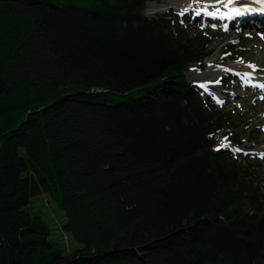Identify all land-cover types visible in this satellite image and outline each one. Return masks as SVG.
Here are the masks:
<instances>
[{
    "label": "trees",
    "instance_id": "1",
    "mask_svg": "<svg viewBox=\"0 0 264 264\" xmlns=\"http://www.w3.org/2000/svg\"><path fill=\"white\" fill-rule=\"evenodd\" d=\"M158 1L0 0V264H264L254 166L214 150L238 120L185 77L209 41Z\"/></svg>",
    "mask_w": 264,
    "mask_h": 264
},
{
    "label": "rangeland",
    "instance_id": "2",
    "mask_svg": "<svg viewBox=\"0 0 264 264\" xmlns=\"http://www.w3.org/2000/svg\"><path fill=\"white\" fill-rule=\"evenodd\" d=\"M188 0H159L154 2V6H150L148 2L144 14L149 17L169 13L172 20L175 18L179 21L182 29L189 36L201 34L204 39L208 40V49L210 55L205 57L201 64L194 65L185 72L187 80L196 85L203 94L209 96L217 103V100L223 103H217L219 107L230 111L238 120L239 128L236 130L241 137L242 143L236 144L228 138L229 132H220L217 135L215 148L221 143L228 145L224 149L228 154L237 157L238 161L247 163L249 160L256 171V183L259 190L264 194V103L255 104V99H261V94L249 89L241 88L239 77L233 71H225V67L233 63L242 62L243 58L240 49L249 46L250 44H237L232 39L236 37L235 29L228 33H232L230 38L225 35L220 36L223 30H216L213 23H206L202 15H199L197 23L192 20V12L187 15H182L185 7L184 3ZM187 5V4H186ZM189 9V8H188ZM224 25V24H223ZM258 35L264 34V28L257 30ZM258 37V36H257ZM232 53V55H231ZM227 54V55H226ZM253 58L256 57L255 52H250ZM252 62L248 61L251 65ZM219 65L220 67H217ZM218 68V70H215ZM256 70V75L264 79V67ZM230 70V69H229ZM208 72V73H206ZM205 73V74H204ZM220 73V74H219ZM201 75V77H198ZM221 80L220 84H210L208 92H205L198 85L209 81ZM144 91H139L142 94ZM215 97V99L213 98ZM259 116L261 117L259 119ZM227 137V140H224ZM241 149L239 152H234L232 149ZM26 209L32 213L41 216V218L49 225L51 230L50 239L59 243H64L68 253L73 252L75 248H80L81 245L72 239L69 234H64L61 230V224L65 220V215L61 207L53 201L47 193H40L30 198Z\"/></svg>",
    "mask_w": 264,
    "mask_h": 264
},
{
    "label": "bare ground",
    "instance_id": "3",
    "mask_svg": "<svg viewBox=\"0 0 264 264\" xmlns=\"http://www.w3.org/2000/svg\"><path fill=\"white\" fill-rule=\"evenodd\" d=\"M254 0H235L233 7L242 8L246 5L252 3ZM187 4V5H186ZM150 6H154V2L149 3ZM185 7L182 6L181 9L184 8L183 16L189 14V12H192V20L198 21L199 15H197V12H199L202 17L205 19L206 23H213L215 26V31L219 30L220 27L223 26V24L227 25V30L223 29L221 31V37L225 35L227 38L231 37L232 33L230 32L232 29H235L236 31V37L232 38L235 43L238 45H244V44H250L249 46H245V48L240 49L241 55L243 58L242 62L233 63L229 66H226L225 69H230V71L235 72L240 81L239 84L241 88L243 89H249L252 91H255L257 93H260L262 97H264V89H261L259 87L251 86L245 83V80L250 78L252 80L253 85H260L264 84V79L260 78L259 75H256V70L261 69L260 67H264V34L258 35L257 30L264 28V16H253V17H234L232 20L224 19L221 20L219 18H212L205 14V10L207 11H215L216 8H220V10L228 11V9H225L223 7V0H188L186 3H184ZM254 5V4H252ZM189 8V9H188ZM188 16V15H187ZM258 36V37H257ZM254 51L256 54V57H252L253 55L250 54L251 51ZM232 55V53H231ZM248 61L252 62L251 65L255 66V71L251 67H249L250 64H248ZM215 70H218V68H215ZM264 71V68L262 69ZM208 73V72H206ZM245 73H251V77H245ZM205 74V73H204ZM220 74V73H219ZM198 77H201L199 75ZM264 77V75H263ZM210 84H208L209 86ZM255 99V104L259 105V103H264V98ZM220 100V99H219ZM261 117L259 116V119Z\"/></svg>",
    "mask_w": 264,
    "mask_h": 264
},
{
    "label": "snow or ice",
    "instance_id": "4",
    "mask_svg": "<svg viewBox=\"0 0 264 264\" xmlns=\"http://www.w3.org/2000/svg\"><path fill=\"white\" fill-rule=\"evenodd\" d=\"M235 0H223V7L225 9H228V11H221L220 8H216L215 11H207L205 10V14L212 17V18H219L221 20L224 19H233V17H238L243 15L245 12L251 11V9L245 8L243 10H241L238 7H233ZM258 3H262L264 4V0H257ZM197 15H200L199 12H197ZM215 27V26H214ZM227 25H224V29L227 30ZM227 55V54H226ZM217 67H220L219 65H217ZM249 67H251L253 69V71H255V66L254 65H249ZM225 71H230L229 69H224ZM245 77H251V73H245L244 74ZM221 80H215V81H209L206 83H200L198 86L203 89L205 92H208V84H220ZM245 83L251 86H255V87H259L261 89H264V84H260V85H253L252 84V80L250 78L245 80ZM215 99V97H213ZM264 98V97H262ZM217 103H223V101L217 100ZM224 140H227V137H224ZM228 145L224 144L223 142L221 143V145H219L216 149V151H219L221 148L227 147ZM234 152H239L241 151V149H232ZM261 158H264V154H261Z\"/></svg>",
    "mask_w": 264,
    "mask_h": 264
}]
</instances>
